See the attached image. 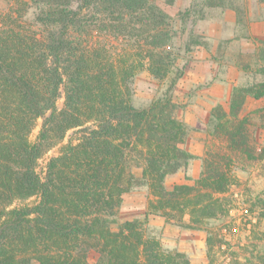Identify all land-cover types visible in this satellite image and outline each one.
I'll return each instance as SVG.
<instances>
[{
    "label": "trees",
    "instance_id": "obj_1",
    "mask_svg": "<svg viewBox=\"0 0 264 264\" xmlns=\"http://www.w3.org/2000/svg\"><path fill=\"white\" fill-rule=\"evenodd\" d=\"M4 1L0 264H190L184 252L146 236L144 221L116 220L135 181L132 153L142 158L140 179L153 196L148 214L201 229L233 209L228 193L233 177L220 162L205 160L193 184L165 186L166 176L192 158L184 149L185 122L170 100L146 107L132 102L136 74L146 70L162 80L176 68L180 51L172 44V17L151 0ZM259 44L258 70L264 75V39ZM247 95L264 99V80L234 88L231 115ZM76 128L79 136L48 160L42 177L39 158ZM32 197L38 198L32 205L11 207ZM260 202L264 209V199ZM207 233V264H264L259 247L253 256L231 252L227 262H218L215 247L222 239L212 229ZM91 252L97 255L94 263Z\"/></svg>",
    "mask_w": 264,
    "mask_h": 264
},
{
    "label": "rangeland",
    "instance_id": "obj_2",
    "mask_svg": "<svg viewBox=\"0 0 264 264\" xmlns=\"http://www.w3.org/2000/svg\"><path fill=\"white\" fill-rule=\"evenodd\" d=\"M151 1L172 17L176 30L172 44L180 56L176 68L162 80L146 70L136 74L131 81L132 102L136 107H146L157 99L170 100L175 116L185 122L184 149L192 155L186 165L166 176L165 186L193 184L205 160L220 162L233 177L228 192L233 209L224 218L207 221L201 229L181 227L159 214H148L153 196L140 179L142 158L132 153L129 170L135 181L123 195L116 220L144 221L146 236L159 239L165 249L184 252L190 264L208 263L207 229L222 239L215 247L218 262H227L231 252L240 253L242 258L253 256L258 247L264 250V209L260 202L264 199V99L247 95L236 116L229 113V103L234 88L264 80L257 59L259 40L264 39V0ZM7 7L0 0V11ZM62 102L61 97L59 107ZM41 123L39 118L31 141L36 139ZM79 130L68 131L62 142L39 158L37 171L42 177L48 160L69 140H75ZM228 133L233 134L232 140ZM37 200H17L11 207L32 205ZM96 259L91 252L90 263Z\"/></svg>",
    "mask_w": 264,
    "mask_h": 264
}]
</instances>
